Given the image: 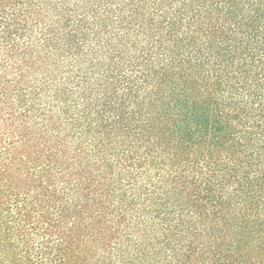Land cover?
Segmentation results:
<instances>
[{
  "label": "trees",
  "instance_id": "obj_1",
  "mask_svg": "<svg viewBox=\"0 0 264 264\" xmlns=\"http://www.w3.org/2000/svg\"><path fill=\"white\" fill-rule=\"evenodd\" d=\"M0 264H264V0H0Z\"/></svg>",
  "mask_w": 264,
  "mask_h": 264
}]
</instances>
